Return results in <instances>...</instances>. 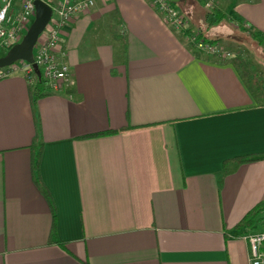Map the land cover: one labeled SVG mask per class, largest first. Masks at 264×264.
<instances>
[{"label": "crops", "instance_id": "0c3cea01", "mask_svg": "<svg viewBox=\"0 0 264 264\" xmlns=\"http://www.w3.org/2000/svg\"><path fill=\"white\" fill-rule=\"evenodd\" d=\"M213 1L232 30L264 37V0ZM178 6L183 31L147 0H94L59 36L66 86L31 105L20 71L0 79V264H249L244 237L264 229V102L232 63L241 45L197 49ZM36 147L53 221L32 182Z\"/></svg>", "mask_w": 264, "mask_h": 264}, {"label": "built area", "instance_id": "2783aa9c", "mask_svg": "<svg viewBox=\"0 0 264 264\" xmlns=\"http://www.w3.org/2000/svg\"><path fill=\"white\" fill-rule=\"evenodd\" d=\"M34 0H0V51L6 52L11 46L17 44L34 18ZM44 1V0H42ZM160 14L163 22L175 31L185 30L186 24L174 4L166 0H147ZM201 1L204 8L211 7V0ZM45 2V1H44ZM94 0H57L49 5L51 16L38 36L33 49L32 60L36 65L40 78L48 88L57 92L66 86L70 79L69 67L58 57L59 36L68 21L87 12L93 6ZM192 42L197 49L209 54H216L220 50L212 44L193 37ZM227 55V54H226ZM20 71L28 85H32L35 74L31 66L25 62H16L13 65L0 69V79ZM248 245L249 264H264V229L244 237Z\"/></svg>", "mask_w": 264, "mask_h": 264}, {"label": "trees", "instance_id": "16d2710c", "mask_svg": "<svg viewBox=\"0 0 264 264\" xmlns=\"http://www.w3.org/2000/svg\"><path fill=\"white\" fill-rule=\"evenodd\" d=\"M187 0H182L179 5L185 4ZM47 4L50 5L49 2H46ZM224 15L216 10V9H212L209 11H204L203 12V16H202V20H203V24L205 27H211L215 24H217L218 22H220L221 20H223ZM184 33H186L189 37H192V35L190 34L189 30L185 31ZM251 39L255 41L256 45L259 46H264V37L258 33H251L250 34ZM206 43H212V42H208L206 41ZM232 63L237 66L241 76L244 78L248 88L251 90L252 95L255 99L258 100H264V82L262 80H260L255 73H253L252 69H251V65L250 63L247 61V59H245L244 57H242V55L240 53H237L233 56L232 58ZM30 93H31V105L40 97L46 96L50 93L48 86L46 85V83L42 80V78L37 79L35 77L34 83L32 85H28ZM101 134H95L92 136H88V137H95V136H99L102 135ZM37 139L36 137L33 138V144L34 142H36ZM33 145H31L32 147ZM252 158L250 157H241V158H235L231 161L240 164V163H245L248 161H251ZM39 161H40V148L36 147V151H33L32 153V160H31V177H32V182L35 185V187L38 189V191L43 195V197L45 198V200L47 201L50 210H51V217H52V221L54 218V209H53V205H52V201L45 189V187L43 186V184L40 181L39 178V174H38V168H39ZM263 208L260 209V211ZM258 213V212H257ZM256 215V211L252 212L248 217H246L243 220L244 224H249L251 225V223L253 222V218ZM54 227H53V223L51 225V234L53 233Z\"/></svg>", "mask_w": 264, "mask_h": 264}, {"label": "rangeland", "instance_id": "374dc122", "mask_svg": "<svg viewBox=\"0 0 264 264\" xmlns=\"http://www.w3.org/2000/svg\"><path fill=\"white\" fill-rule=\"evenodd\" d=\"M195 1H186L185 4L178 6L181 14L186 18L189 27L192 31L199 33L202 41H223L225 37H232V41H236L241 47L237 50L240 51L242 56L247 59L251 64V69L263 79L264 81V48L263 46L256 45L249 39L243 30L235 28L232 30V24L228 20H222L211 27H205L203 23L195 22L191 16V21L189 19V9H194ZM201 8L203 11H209L215 8V2L211 0V7L207 9L204 8L202 2L200 1ZM193 5V6H192ZM177 6V5H176ZM191 15V14H190ZM237 48V47H236ZM5 53V52H4ZM3 52L0 53V57L4 55ZM264 102V100H260Z\"/></svg>", "mask_w": 264, "mask_h": 264}, {"label": "water", "instance_id": "95a60500", "mask_svg": "<svg viewBox=\"0 0 264 264\" xmlns=\"http://www.w3.org/2000/svg\"><path fill=\"white\" fill-rule=\"evenodd\" d=\"M171 4L177 5L182 0H166ZM34 18L26 32L22 36L21 40L11 46L3 56L0 57V69L9 67L16 62H25L29 64L39 79L40 75L36 65L32 60V49L38 38V36L44 30V27L48 23L51 16V9L48 4L42 0H34Z\"/></svg>", "mask_w": 264, "mask_h": 264}]
</instances>
